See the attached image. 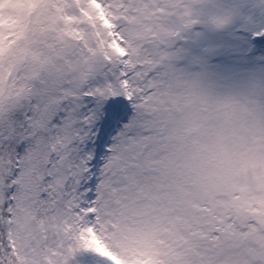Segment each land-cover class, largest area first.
<instances>
[{
    "label": "snow or ice",
    "instance_id": "snow-or-ice-1",
    "mask_svg": "<svg viewBox=\"0 0 264 264\" xmlns=\"http://www.w3.org/2000/svg\"><path fill=\"white\" fill-rule=\"evenodd\" d=\"M249 104L264 0H0V264H264L181 179Z\"/></svg>",
    "mask_w": 264,
    "mask_h": 264
},
{
    "label": "rangeland",
    "instance_id": "rangeland-1",
    "mask_svg": "<svg viewBox=\"0 0 264 264\" xmlns=\"http://www.w3.org/2000/svg\"><path fill=\"white\" fill-rule=\"evenodd\" d=\"M181 179L186 196L207 203L209 216L231 217L229 231L244 229L243 238L264 242V117L254 105L218 110L204 119ZM211 180L226 184L228 196L209 195Z\"/></svg>",
    "mask_w": 264,
    "mask_h": 264
},
{
    "label": "trees",
    "instance_id": "trees-1",
    "mask_svg": "<svg viewBox=\"0 0 264 264\" xmlns=\"http://www.w3.org/2000/svg\"><path fill=\"white\" fill-rule=\"evenodd\" d=\"M211 185H212V190L214 191L215 189H214L213 183H211ZM215 192H216V191H215Z\"/></svg>",
    "mask_w": 264,
    "mask_h": 264
}]
</instances>
